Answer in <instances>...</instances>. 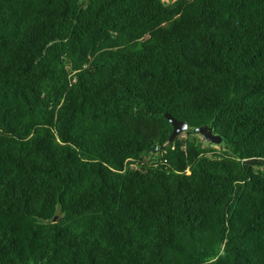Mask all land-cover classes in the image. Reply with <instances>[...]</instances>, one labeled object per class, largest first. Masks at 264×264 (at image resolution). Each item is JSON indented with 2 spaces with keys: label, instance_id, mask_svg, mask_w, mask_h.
I'll return each instance as SVG.
<instances>
[{
  "label": "trees",
  "instance_id": "obj_1",
  "mask_svg": "<svg viewBox=\"0 0 264 264\" xmlns=\"http://www.w3.org/2000/svg\"><path fill=\"white\" fill-rule=\"evenodd\" d=\"M0 264H264V0H0Z\"/></svg>",
  "mask_w": 264,
  "mask_h": 264
},
{
  "label": "water",
  "instance_id": "obj_2",
  "mask_svg": "<svg viewBox=\"0 0 264 264\" xmlns=\"http://www.w3.org/2000/svg\"><path fill=\"white\" fill-rule=\"evenodd\" d=\"M164 118L169 122V124L172 126L170 135L168 137V141L172 142L173 139L178 136L179 134L185 133L186 130L188 129V126L185 122H180V120L175 119L169 114H164ZM212 127L208 126H199V127H194L192 129V132L198 134L201 139L209 144H219L221 141V138L215 134H212ZM158 147L156 145H153L151 148L148 149L147 152H155Z\"/></svg>",
  "mask_w": 264,
  "mask_h": 264
},
{
  "label": "rangeland",
  "instance_id": "obj_3",
  "mask_svg": "<svg viewBox=\"0 0 264 264\" xmlns=\"http://www.w3.org/2000/svg\"><path fill=\"white\" fill-rule=\"evenodd\" d=\"M178 138H179V140H193V139H196V140H202L200 136H196V135H193V134L188 135V134H186V133L179 134V135H178ZM212 146H213L214 148H217V147H218V144H212ZM157 151H158V149L155 150V152H147L148 155H146L145 157L147 158L148 156H150V154H154V155L156 156L155 153H156Z\"/></svg>",
  "mask_w": 264,
  "mask_h": 264
}]
</instances>
